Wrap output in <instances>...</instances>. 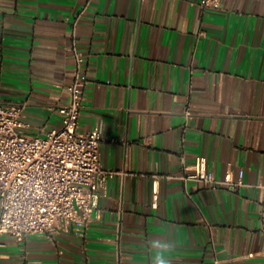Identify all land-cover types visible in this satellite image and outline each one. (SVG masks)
<instances>
[{
	"label": "crops",
	"instance_id": "1",
	"mask_svg": "<svg viewBox=\"0 0 264 264\" xmlns=\"http://www.w3.org/2000/svg\"><path fill=\"white\" fill-rule=\"evenodd\" d=\"M85 56L79 130L111 171L77 228L0 239V264H264V0H0V102L60 127ZM205 156L217 179L184 182Z\"/></svg>",
	"mask_w": 264,
	"mask_h": 264
},
{
	"label": "built area",
	"instance_id": "2",
	"mask_svg": "<svg viewBox=\"0 0 264 264\" xmlns=\"http://www.w3.org/2000/svg\"><path fill=\"white\" fill-rule=\"evenodd\" d=\"M201 4L217 7L220 0ZM74 50L76 79L68 87L70 101L58 108L60 127L28 133L25 104L0 102V239L9 235L23 241L32 234L73 228L84 233L106 188L111 171L101 162V130H79L84 98L80 67L85 56L76 46ZM243 175L242 169L237 185L243 183ZM180 177L213 187L235 184L230 173L217 179L205 156L196 157Z\"/></svg>",
	"mask_w": 264,
	"mask_h": 264
},
{
	"label": "clouds",
	"instance_id": "3",
	"mask_svg": "<svg viewBox=\"0 0 264 264\" xmlns=\"http://www.w3.org/2000/svg\"><path fill=\"white\" fill-rule=\"evenodd\" d=\"M153 264H169V261L165 258V252L163 250L157 251L153 259Z\"/></svg>",
	"mask_w": 264,
	"mask_h": 264
}]
</instances>
